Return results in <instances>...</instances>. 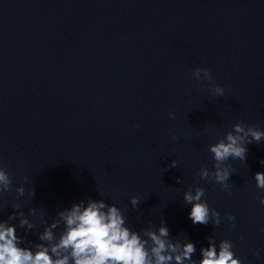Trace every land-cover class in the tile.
Masks as SVG:
<instances>
[{
  "label": "clouds",
  "instance_id": "1",
  "mask_svg": "<svg viewBox=\"0 0 264 264\" xmlns=\"http://www.w3.org/2000/svg\"><path fill=\"white\" fill-rule=\"evenodd\" d=\"M196 85L207 91L212 97H222L226 89L215 83L208 68L197 67L192 72ZM190 90H186L188 92ZM169 119H175V112H168ZM134 127H140L139 124ZM215 128L208 129V135H214ZM264 141V131L254 125L243 122L232 124L222 138L208 145V152L213 160V170L201 167L199 177L220 186V190L232 192L229 183L232 174L236 172L229 161H239L246 164L248 145L261 144ZM260 163L264 165V160ZM177 167L173 160L169 165ZM167 170V169H166ZM255 186L264 191V172L254 174ZM177 183L181 179L177 178ZM28 177H22V183L15 188L16 199L24 197ZM13 190V178L0 164V195ZM29 197L35 196V191H28ZM205 197V189L190 185L183 193V201L191 205L189 219L193 225H208L214 227L221 224V213L210 208ZM255 200L264 206V196H255ZM130 203L134 209L141 204L138 196H131ZM15 210L7 220H0V264H243L233 251L234 243L222 239L217 244L213 236H209L208 246L200 249L201 259H193L196 245L189 239L181 241L173 239L165 220L159 227L151 222L140 232L127 226L126 218L116 204H108L104 199L73 203L70 208L57 212L50 224H46L38 234L40 243L32 247H22L26 243L24 237L17 234V225L9 223L18 219L19 228L31 231L34 223L29 216H35L36 208H31L26 215L20 203L13 205ZM43 216V210H41ZM230 229H235V217L227 214ZM62 230L57 233L56 229ZM264 232V227L259 229ZM253 256L260 258V249L253 250Z\"/></svg>",
  "mask_w": 264,
  "mask_h": 264
}]
</instances>
